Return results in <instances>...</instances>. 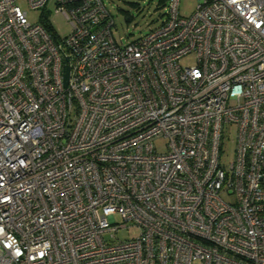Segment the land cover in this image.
Segmentation results:
<instances>
[{"label":"built area","instance_id":"obj_1","mask_svg":"<svg viewBox=\"0 0 264 264\" xmlns=\"http://www.w3.org/2000/svg\"><path fill=\"white\" fill-rule=\"evenodd\" d=\"M17 1L0 0V264H264V0H165L125 43L104 0H54L64 36Z\"/></svg>","mask_w":264,"mask_h":264},{"label":"rangeland","instance_id":"obj_2","mask_svg":"<svg viewBox=\"0 0 264 264\" xmlns=\"http://www.w3.org/2000/svg\"><path fill=\"white\" fill-rule=\"evenodd\" d=\"M109 8L114 24L112 33L118 42H127L144 35L148 29L157 26L163 19L166 11L165 0H104ZM197 0H180L179 12L182 15L191 14L196 6ZM17 4L27 13L30 22H39L42 10L30 9L25 0H18ZM46 9L50 12L49 19L55 31L61 35H67L70 26L66 19L56 13L54 0L46 3ZM128 19H126V17ZM183 63H191V59H184ZM236 129L234 125H225L223 130L222 146L219 162L227 169L233 159ZM165 146L159 142L158 149L162 151ZM228 199V198H227ZM119 219V217H117ZM137 230L133 227L123 228L118 232L119 239H127L135 236Z\"/></svg>","mask_w":264,"mask_h":264},{"label":"trees","instance_id":"obj_3","mask_svg":"<svg viewBox=\"0 0 264 264\" xmlns=\"http://www.w3.org/2000/svg\"><path fill=\"white\" fill-rule=\"evenodd\" d=\"M48 14H49L48 12L43 11L41 16H40V22L48 32L53 33L54 29H53V26L51 25V23L49 22ZM125 17H126V19H128L127 16H125Z\"/></svg>","mask_w":264,"mask_h":264},{"label":"water","instance_id":"obj_4","mask_svg":"<svg viewBox=\"0 0 264 264\" xmlns=\"http://www.w3.org/2000/svg\"><path fill=\"white\" fill-rule=\"evenodd\" d=\"M67 78H68V67H67L66 73H65V83L67 82Z\"/></svg>","mask_w":264,"mask_h":264}]
</instances>
